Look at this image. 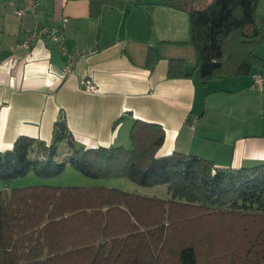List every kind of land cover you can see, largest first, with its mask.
I'll list each match as a JSON object with an SVG mask.
<instances>
[{"label": "trees", "instance_id": "obj_1", "mask_svg": "<svg viewBox=\"0 0 264 264\" xmlns=\"http://www.w3.org/2000/svg\"><path fill=\"white\" fill-rule=\"evenodd\" d=\"M159 3L187 14L189 39L177 45L195 50L200 84L264 68L255 53L264 45L259 0ZM91 4L97 16L101 0ZM167 76L192 73L184 72L181 60H170ZM129 141V148L86 149L74 141L60 110L49 146L20 136L11 150L0 152L3 182L31 171L56 175L71 166L90 178L165 185L169 195L102 185L4 188L0 264H264V163L233 169L177 152L156 157L164 132L139 121L130 127Z\"/></svg>", "mask_w": 264, "mask_h": 264}, {"label": "crops", "instance_id": "obj_2", "mask_svg": "<svg viewBox=\"0 0 264 264\" xmlns=\"http://www.w3.org/2000/svg\"><path fill=\"white\" fill-rule=\"evenodd\" d=\"M91 1L0 0V152L20 136L49 146L62 110L86 149L129 148L139 121L164 132L156 157L196 155L215 168L264 163V90L252 88L264 68L202 85L195 50L177 45L189 39L184 11L159 0H101L94 16ZM36 22L57 27L64 47L84 58L67 70L60 46L47 38L21 48ZM170 60L192 77L168 78ZM87 81L95 92L85 90Z\"/></svg>", "mask_w": 264, "mask_h": 264}, {"label": "rangeland", "instance_id": "obj_3", "mask_svg": "<svg viewBox=\"0 0 264 264\" xmlns=\"http://www.w3.org/2000/svg\"><path fill=\"white\" fill-rule=\"evenodd\" d=\"M199 3L203 5L202 1ZM257 9L259 15H264V0H259ZM255 53L256 55L264 54V45L258 47ZM34 185H49L56 187L102 185L123 191L156 196L160 199H167L169 197L165 185L141 187L124 177L90 178L81 174L71 166H66L61 173L56 175H41L39 172L36 173L35 171H31L28 174L14 178L9 182H3L0 180V190H3L4 188H22Z\"/></svg>", "mask_w": 264, "mask_h": 264}, {"label": "built area", "instance_id": "obj_4", "mask_svg": "<svg viewBox=\"0 0 264 264\" xmlns=\"http://www.w3.org/2000/svg\"><path fill=\"white\" fill-rule=\"evenodd\" d=\"M24 13V10H19L18 15L21 16ZM40 38H47L60 46L62 55L65 59V64L67 70L73 69L75 64L84 58V55L76 51L68 50L64 47V36L59 31L57 27H46L43 25L35 23L33 30L29 31L25 40L22 41L19 46L25 50H29L32 47L33 42ZM85 90L88 92H95L96 88L89 81L85 83ZM253 88L262 91L264 90V75H256L253 77ZM196 120L191 122L194 125Z\"/></svg>", "mask_w": 264, "mask_h": 264}]
</instances>
